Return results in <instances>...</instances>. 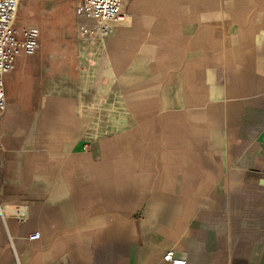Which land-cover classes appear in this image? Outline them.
<instances>
[{
    "label": "crops",
    "instance_id": "obj_1",
    "mask_svg": "<svg viewBox=\"0 0 264 264\" xmlns=\"http://www.w3.org/2000/svg\"><path fill=\"white\" fill-rule=\"evenodd\" d=\"M122 12L5 75L0 264H264V0Z\"/></svg>",
    "mask_w": 264,
    "mask_h": 264
},
{
    "label": "built area",
    "instance_id": "obj_2",
    "mask_svg": "<svg viewBox=\"0 0 264 264\" xmlns=\"http://www.w3.org/2000/svg\"><path fill=\"white\" fill-rule=\"evenodd\" d=\"M20 3L21 0H0V123L7 106L5 75L13 69L19 57L32 56L39 49L38 34L31 27L17 26ZM122 6L123 0H78V12L92 21L82 27V33L91 39L109 36L115 24L124 21ZM40 237L39 232L28 236L30 240ZM162 259L163 264H187L185 258L177 256L173 250H168Z\"/></svg>",
    "mask_w": 264,
    "mask_h": 264
},
{
    "label": "rangeland",
    "instance_id": "obj_3",
    "mask_svg": "<svg viewBox=\"0 0 264 264\" xmlns=\"http://www.w3.org/2000/svg\"><path fill=\"white\" fill-rule=\"evenodd\" d=\"M78 0H21L17 26L31 27L40 40L48 41V20L63 34L68 35L70 42L75 38L74 28H78V18L82 16L77 8ZM48 10L54 15L48 19ZM81 26L79 33L81 34ZM60 32H57L58 34ZM55 35V33L53 34Z\"/></svg>",
    "mask_w": 264,
    "mask_h": 264
}]
</instances>
